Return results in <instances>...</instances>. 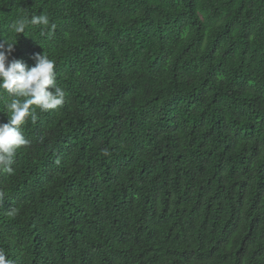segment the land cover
I'll return each mask as SVG.
<instances>
[{
	"label": "trees",
	"instance_id": "trees-1",
	"mask_svg": "<svg viewBox=\"0 0 264 264\" xmlns=\"http://www.w3.org/2000/svg\"><path fill=\"white\" fill-rule=\"evenodd\" d=\"M8 43L65 97L0 171L5 264H264V0H0Z\"/></svg>",
	"mask_w": 264,
	"mask_h": 264
},
{
	"label": "clouds",
	"instance_id": "clouds-1",
	"mask_svg": "<svg viewBox=\"0 0 264 264\" xmlns=\"http://www.w3.org/2000/svg\"><path fill=\"white\" fill-rule=\"evenodd\" d=\"M28 24L49 26L47 15L22 19L15 25V32L24 33ZM54 27V25L52 26ZM15 43L0 45V90L6 92L11 101L6 105L10 116L0 121V171L13 173L12 164L17 149L29 141L22 132V125L32 115V106L42 111L55 109L64 103L65 93L56 84L55 61L44 54H35V64L29 67L23 60L12 58ZM7 258L0 257V264Z\"/></svg>",
	"mask_w": 264,
	"mask_h": 264
}]
</instances>
